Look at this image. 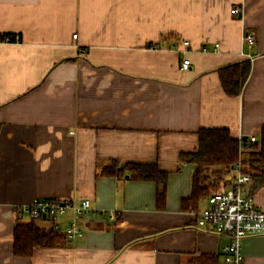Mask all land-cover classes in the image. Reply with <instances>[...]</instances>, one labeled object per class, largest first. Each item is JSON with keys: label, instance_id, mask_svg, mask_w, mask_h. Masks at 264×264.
<instances>
[{"label": "crops", "instance_id": "crops-1", "mask_svg": "<svg viewBox=\"0 0 264 264\" xmlns=\"http://www.w3.org/2000/svg\"><path fill=\"white\" fill-rule=\"evenodd\" d=\"M6 33L21 40L0 41V264H189L204 254L222 264L226 237L182 208L196 165L180 155L204 127L259 136L264 0H0ZM242 51L251 72L234 97L218 70L248 59ZM112 160L168 172L165 206L156 182L104 174ZM254 197L264 210V186ZM35 198H88L98 213L83 235L18 256L13 207ZM243 252L245 264H264V234L246 237Z\"/></svg>", "mask_w": 264, "mask_h": 264}, {"label": "trees", "instance_id": "trees-1", "mask_svg": "<svg viewBox=\"0 0 264 264\" xmlns=\"http://www.w3.org/2000/svg\"><path fill=\"white\" fill-rule=\"evenodd\" d=\"M12 35L6 33L1 36ZM21 40V36H20ZM251 61L240 62L219 68L218 73L224 91L230 96H239L250 75ZM246 152V157L243 153ZM181 160L196 165L192 174V187L189 197L182 200L184 210H197L201 202L210 194L230 186L227 181L237 174L236 166L241 163V172L249 174L253 183L251 192L264 186V125L260 129L258 141L243 142L232 135L228 128L204 127L198 131V145L194 150L182 152ZM102 172L106 175H119L128 172L131 178L141 181H154L158 185L157 206L163 208L166 202L168 172L159 169L155 163L110 161ZM46 220L24 219L17 216L14 227L13 252L18 256H30L36 247L56 246L67 236L53 224L45 226ZM219 255L204 254L190 260L189 264H218Z\"/></svg>", "mask_w": 264, "mask_h": 264}, {"label": "built area", "instance_id": "built-area-1", "mask_svg": "<svg viewBox=\"0 0 264 264\" xmlns=\"http://www.w3.org/2000/svg\"><path fill=\"white\" fill-rule=\"evenodd\" d=\"M240 13L238 5L232 7V15ZM77 35V33L74 34V38H77ZM256 38L254 31H245L244 45L253 48ZM0 41L19 42L20 35H0ZM182 44L190 46V41L183 40ZM151 47L160 48L158 45H151ZM174 47V44L168 45L170 49ZM241 55L250 60L253 57L245 51H242ZM191 64L189 57L186 55L182 57V69H190ZM258 137L251 135L245 142L255 143ZM242 138L240 140L244 142ZM236 171L237 174L231 179L228 188L210 194L203 207L193 210L198 227L226 237V242L222 245V264H245L244 239L248 236L264 234V210L257 205L255 194L251 192L253 179L249 174L241 172L240 162L236 166ZM13 210L17 216L24 219H44L60 230L62 229L59 219L71 213L72 218L67 221L63 230L67 239H75L83 235L84 225L82 223L87 222L89 216L98 213V209L93 207L91 199L88 198L77 203L65 199L35 198L28 204L14 206Z\"/></svg>", "mask_w": 264, "mask_h": 264}, {"label": "rangeland", "instance_id": "rangeland-1", "mask_svg": "<svg viewBox=\"0 0 264 264\" xmlns=\"http://www.w3.org/2000/svg\"><path fill=\"white\" fill-rule=\"evenodd\" d=\"M246 152L243 153V156L246 157ZM45 223L49 224L50 222L49 221H45Z\"/></svg>", "mask_w": 264, "mask_h": 264}, {"label": "water", "instance_id": "water-1", "mask_svg": "<svg viewBox=\"0 0 264 264\" xmlns=\"http://www.w3.org/2000/svg\"><path fill=\"white\" fill-rule=\"evenodd\" d=\"M242 139H243L244 141H246V140L248 139V137L245 136V137H243Z\"/></svg>", "mask_w": 264, "mask_h": 264}]
</instances>
